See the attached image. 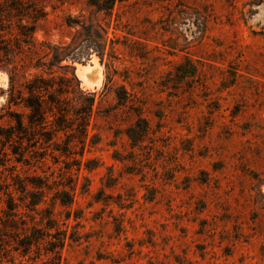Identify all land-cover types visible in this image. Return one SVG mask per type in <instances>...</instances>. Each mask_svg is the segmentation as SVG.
Here are the masks:
<instances>
[{
    "label": "rangeland",
    "instance_id": "374dc122",
    "mask_svg": "<svg viewBox=\"0 0 264 264\" xmlns=\"http://www.w3.org/2000/svg\"><path fill=\"white\" fill-rule=\"evenodd\" d=\"M89 2L0 0V264H264V0Z\"/></svg>",
    "mask_w": 264,
    "mask_h": 264
},
{
    "label": "trees",
    "instance_id": "16d2710c",
    "mask_svg": "<svg viewBox=\"0 0 264 264\" xmlns=\"http://www.w3.org/2000/svg\"><path fill=\"white\" fill-rule=\"evenodd\" d=\"M115 2L116 1H124V0H114ZM90 5L92 6H96L98 9H101V4H100V0H90ZM114 4V2H113ZM70 46H73V45H67V46H60V45H55L53 46V52H52V59L50 60L49 62V65L47 66V71L50 73V74H53L55 72V69L56 68H64V67H68V66H63L61 64V62L63 61H68L70 58H69V54L66 52L68 51V48H70ZM48 55V54H47ZM73 78H76L75 74H73ZM78 81V80H77ZM44 84V87L48 88V87H52V85L50 83H45L43 82ZM37 87H42V86H32V87H29V90L30 91H34L35 89H37ZM81 91V90H80ZM81 93H84L83 91H81ZM122 94V93H120ZM88 95L92 96L91 97V102H93L92 98L94 99L95 97V93H88ZM123 95H126V93L123 92ZM49 101H51L52 103H55L57 105V100L56 98H54L53 96H49ZM9 102L11 103V101L9 100ZM26 105L28 107H30L33 112H34V118H38L39 120H42V122L44 121L45 119V115L47 114V111H46V114H45V108H43V105L41 104L40 101L38 100H27L26 101ZM66 110V109H64ZM92 111V105L89 106V110H84L83 112H85L86 114L91 112ZM89 115V114H87ZM57 130H67L68 128H70V126H68L67 124H63L64 121H60L57 120ZM145 131V130H144ZM144 133V132H143ZM146 133V131H145ZM131 137V136H130ZM71 201H68V202H61L62 205H68V203H70Z\"/></svg>",
    "mask_w": 264,
    "mask_h": 264
}]
</instances>
